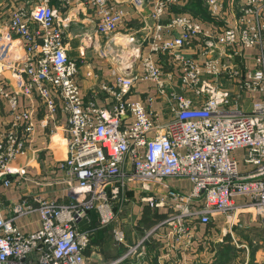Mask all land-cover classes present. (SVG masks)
<instances>
[{"label":"built area","instance_id":"2783aa9c","mask_svg":"<svg viewBox=\"0 0 264 264\" xmlns=\"http://www.w3.org/2000/svg\"><path fill=\"white\" fill-rule=\"evenodd\" d=\"M81 1L94 11L102 37L119 32L131 17L115 0ZM245 1L240 19L224 28H208L186 14L164 23L167 12L184 0H132L135 9L151 7L145 37L149 53L141 57L139 70L99 88L112 98L108 114L85 101L80 66L68 54L67 26L59 21L53 0H38L31 10H11L7 29L21 40L23 51L13 70V89L0 69V98L12 117L0 129V185L17 190L22 185L9 170L27 152L35 133L33 112L22 108L20 100H35L46 122L59 114L66 118L68 156L61 170L71 200L59 203L40 194L34 202L22 198L9 205L11 217L0 206V264H88L85 252L93 232L79 230L78 224L96 211L100 228L109 227L117 218L114 204L125 205L130 190L139 197L136 205L168 213L156 229H164V236L173 241L167 242L158 264H196L186 252L195 250L197 236L207 225L223 224L233 231L248 214L250 223L256 219L264 226V0ZM203 4L218 18L225 0ZM165 30L178 35L165 39ZM197 40L206 45L201 61L182 53ZM216 46L225 49L217 57ZM255 47L260 54L252 68L242 72L232 64L242 51ZM9 52L5 47L3 61ZM158 56L172 59V72L163 69ZM226 74L235 90L218 89V80ZM174 80L193 97L176 91L167 95L165 120L160 112L127 97L137 83L154 82L164 94V85ZM175 180L189 182L191 191L173 187L170 182ZM35 212L41 217L40 229L22 233L16 220ZM154 231L111 264L145 256L144 244ZM113 236L118 244H126L122 228L114 229ZM175 249L183 251L176 259L171 253Z\"/></svg>","mask_w":264,"mask_h":264},{"label":"crops","instance_id":"0c3cea01","mask_svg":"<svg viewBox=\"0 0 264 264\" xmlns=\"http://www.w3.org/2000/svg\"><path fill=\"white\" fill-rule=\"evenodd\" d=\"M37 1L0 0V69L2 68L3 76L8 81V86L11 89L15 87L13 70L15 65L20 63L23 46L19 38L9 33L7 18L11 10L16 6L32 7L38 3ZM115 1L127 9L131 17L128 24L122 27L119 32L107 37H102L97 32V18L94 11L85 2L71 0V4L67 6L58 0H53L52 3V6L57 11L59 21L64 26H67L68 54L80 66L79 84L85 101L96 103L102 110L107 111L106 114L111 110L112 98L107 92L99 91V88L104 84H114L117 78L128 77L131 73L139 70L141 57L149 53L145 37L151 25L149 21L151 7L146 6L141 9H135L133 8L132 0ZM199 1L204 6L203 0ZM189 2L190 0H184L180 8L188 9L186 5ZM245 6V0H225L223 13L218 18L211 17L205 6V8L203 7L206 10L204 15L200 12H197L198 14H194V16L189 13L185 14L192 15L194 19L201 22L205 27L224 28L240 19L243 14L241 8ZM178 8L175 7L177 14L173 10L167 12L164 17V23L169 22L170 19L178 14H183L176 11ZM261 21L264 24V16ZM177 35L175 31L165 30L164 32V37L168 40L173 39ZM125 38L130 40L128 45L124 42ZM205 46L204 42L197 40L185 47L182 53L187 58L201 61L203 59L201 52ZM5 47H10V52L3 61V50ZM223 50L225 49L221 46H216L213 55L217 57ZM106 51L107 54L105 55L104 52ZM227 53L230 52L227 51ZM259 54L260 50L257 47L246 49L232 61V64H237L240 70L245 72L253 67ZM156 59L167 73L172 72L173 61L171 58L158 56ZM223 59L230 61L227 56ZM218 82L220 84L218 89H236V86L229 80L228 74L220 78ZM178 83L177 80H174L172 83L164 85V94L158 93L159 89L156 88L154 82L137 83L127 94V97L132 102H141L144 106L160 112L161 119L165 120L168 115L167 95L176 91L193 97L191 92L183 90L180 87V83ZM150 96L156 97L153 102L149 101ZM20 101L22 108L33 112L35 133L28 144L27 152L20 155L10 165L11 178L21 180L20 189L5 188L0 185V206L8 217L12 216L9 205L19 202L22 198L34 202L35 196L40 194L59 203L71 200L69 187L65 180L66 175L61 170V165L68 156L65 131L66 118L59 114L57 120L46 122L44 110L38 101L22 98ZM11 119L6 101L0 98V129H4ZM170 184L185 193H189L192 189V185L186 181L175 180L170 182ZM126 196L128 201L131 196H134L133 198L138 197L133 190L128 191ZM120 203L118 201L114 204V212L117 218L109 227L100 228L96 211L90 212L89 217L78 224L79 230H91L93 232L92 240L85 252L88 264H111L113 261H117L127 253L128 247L140 243L143 239L142 237H145L153 229L155 230L154 233L144 244L146 245L147 253L142 258H147V261L142 262V264H152L154 262L158 264L157 259L163 257L165 252H167V242L165 241L167 238L164 236V229H156V211H151L142 205H136L134 202L132 205H122ZM16 225L22 233L35 232L41 227L40 214L35 212L30 216L19 218L16 220ZM118 227L122 228L126 233L127 240L125 245L118 244L114 240L113 232ZM260 227L264 228L262 225ZM202 231L203 227L197 236L198 240H216V243L223 244L217 245L218 247L212 250L210 254H207L206 249L204 251L199 250L197 257L200 259L198 260L200 264H232V262L233 264L234 262L238 264H264L263 238H260L261 240H236L233 238L235 234L232 230L218 223H214L208 230L206 229L205 234ZM244 247L246 252L240 250V248ZM152 250H155L154 256L151 254ZM134 258L143 260L130 256L119 264H127L128 261ZM239 260H242L243 263H239Z\"/></svg>","mask_w":264,"mask_h":264},{"label":"rangeland","instance_id":"374dc122","mask_svg":"<svg viewBox=\"0 0 264 264\" xmlns=\"http://www.w3.org/2000/svg\"><path fill=\"white\" fill-rule=\"evenodd\" d=\"M33 7L34 6H32V7L29 6V7H27V9L28 10H31V8L33 9ZM205 9H204V11L206 12L207 9L206 10ZM171 10H173V12H175V8H173ZM176 11H179V13H183V14L189 13V14H192L194 16V14H193L194 11L188 10L186 8H183L182 9V7L181 8L179 7ZM177 13L178 12H175V14H177ZM189 14H187V15L189 16ZM204 14H206V13H204ZM192 15H190V16H192ZM8 18H9V16H8ZM8 18H7V20H8ZM137 63H138V61H137ZM133 197L134 196H131V198H129V201L126 203L127 205L128 204L132 205L133 202L134 203L136 202V200L139 201V199H138L139 197H137V198H133ZM140 204L141 203H139L138 205H140ZM148 209L151 210L150 208H148ZM156 213H157L156 214V218H157V221L156 222L157 223L163 222L168 217V213H166L165 211L160 210V213L158 211H156ZM240 221L243 222V224L241 223L242 225L237 226L236 228H234L233 232L235 234V237H233V238H235L236 240H261L260 238H263L264 239V228H261L260 227L262 224L258 220L254 219V221H256V222L253 223V224L250 223L251 218L247 214V215L242 216V218H241ZM166 227L171 228L170 226H167V225H166ZM210 227H211V225H207V226L203 227L204 234H205L206 229L208 230ZM142 231H144V229H142ZM168 233H169V230L166 231V234H168ZM142 236H140V237H142ZM142 238H144V236ZM165 241L166 242H172L173 240H165ZM221 244H223V243H216V240H198L197 247L195 248V250L187 251L186 252V256L189 257L190 259L194 260L196 264H200L199 261H198L200 259H199V257H197V253H199V250L200 251H204V249H206L207 254H210L212 252V250H215V248L218 247L217 245H221ZM240 250L245 251L246 248L245 247L244 248H240ZM154 251L155 250H152L151 251V254L153 256H154V253H155ZM181 252L183 253V251L181 249H175V250H173L171 252L172 253V258L176 259L177 257H180ZM140 258L143 259V260H140V259L137 260L136 258H134L133 260L128 261L127 264H135V263L136 264H142V262H146L147 261V258H142V257H140ZM239 263H243V261L242 260H239ZM232 264H233V262H232ZM234 264H238V263L237 262H234Z\"/></svg>","mask_w":264,"mask_h":264},{"label":"trees","instance_id":"16d2710c","mask_svg":"<svg viewBox=\"0 0 264 264\" xmlns=\"http://www.w3.org/2000/svg\"><path fill=\"white\" fill-rule=\"evenodd\" d=\"M53 3V2H52ZM189 10L195 11L193 14H198L197 12H200L204 15L203 6L201 5L199 0H190L189 4L186 5ZM152 264H156L155 262Z\"/></svg>","mask_w":264,"mask_h":264},{"label":"bare ground","instance_id":"6f19581e","mask_svg":"<svg viewBox=\"0 0 264 264\" xmlns=\"http://www.w3.org/2000/svg\"><path fill=\"white\" fill-rule=\"evenodd\" d=\"M124 42H125L126 45H128V44L130 43V40H129L128 38H125V39H124ZM14 48H15V46H14ZM133 54H134V53H133Z\"/></svg>","mask_w":264,"mask_h":264}]
</instances>
